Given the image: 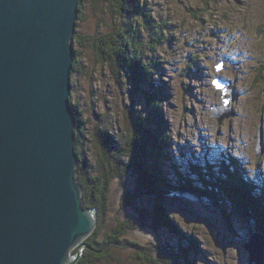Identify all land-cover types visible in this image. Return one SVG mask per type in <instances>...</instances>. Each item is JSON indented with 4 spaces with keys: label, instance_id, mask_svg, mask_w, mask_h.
<instances>
[{
    "label": "trees",
    "instance_id": "obj_1",
    "mask_svg": "<svg viewBox=\"0 0 264 264\" xmlns=\"http://www.w3.org/2000/svg\"><path fill=\"white\" fill-rule=\"evenodd\" d=\"M204 3L202 13H198L195 5H190L186 18L175 17L171 23L165 15L167 4L164 0L80 1L69 100L78 121L75 148L79 156V179L84 185L85 206L95 208L100 221L94 234L86 239L93 250H84L77 264H103L111 248L122 254L131 252L129 249L152 253L147 258L149 262L138 261L142 257L145 260L144 255L138 258L134 256L137 261L130 262L136 264H215L212 260H216L217 264H249L247 254L242 258L238 256L244 240L250 238L253 232L264 234V191L260 192L259 197H254L249 189L251 184L259 181L261 175L244 184L236 176L237 168L243 170L240 164L231 155L229 163L234 165V169L230 171L229 159L223 157L220 165L206 164L208 167L203 169L202 172H215V191L206 190L205 193L200 183L202 180L197 175L198 168L191 167L190 161L176 160L174 148L177 140L174 134L172 136L169 121L173 105L169 65H179L176 55L180 39L177 36L179 32L173 30L172 26L181 32L184 27V35L192 40H184L186 47L202 42L208 35L207 26L193 29L190 24L195 19L202 22V17L208 11L214 17L211 0H204ZM186 57L187 60L191 57L192 64L199 63L195 59L196 54ZM85 60L92 65L90 72L99 70L101 77H105V86L111 87L110 90L116 88L117 92L123 90L125 97L129 96L130 105L126 107L134 131L131 144L127 145L128 137L116 132L110 114L101 104L102 111H99L98 101L92 98L87 108L82 104L80 81L88 76L92 82ZM170 60L175 61L172 64ZM191 67L187 63L186 70L190 71ZM182 73L186 75L185 69ZM95 91L93 89L91 93L95 94ZM147 97L149 104L155 102L150 113L146 112L145 107ZM138 104L144 108H137ZM83 112L96 118L95 123L88 119L85 123ZM147 125L151 127L147 129ZM115 135L119 136L118 139ZM118 151L120 155L109 163L106 155ZM195 161L200 166L202 160ZM122 170L126 172V182H122L126 188L121 211L127 220L125 224L118 223L115 229L111 227L114 233L109 230L110 234L103 242L98 235L102 231L104 218L109 217L110 203L106 191L113 180L112 173L119 179ZM88 186H93V189L90 190ZM209 212L213 215H209ZM194 216L198 219L195 220ZM230 216L235 223H244L242 234L233 227ZM200 225L208 233L207 226L213 225L226 237L223 252H217L205 242ZM213 233H209L211 239ZM111 254L116 259L117 256L113 252Z\"/></svg>",
    "mask_w": 264,
    "mask_h": 264
},
{
    "label": "water",
    "instance_id": "obj_2",
    "mask_svg": "<svg viewBox=\"0 0 264 264\" xmlns=\"http://www.w3.org/2000/svg\"><path fill=\"white\" fill-rule=\"evenodd\" d=\"M80 1L0 0V264H77L93 250L69 100ZM245 250L264 264V235Z\"/></svg>",
    "mask_w": 264,
    "mask_h": 264
},
{
    "label": "rangeland",
    "instance_id": "obj_3",
    "mask_svg": "<svg viewBox=\"0 0 264 264\" xmlns=\"http://www.w3.org/2000/svg\"><path fill=\"white\" fill-rule=\"evenodd\" d=\"M211 2L214 7V17L208 11L202 17L204 19L202 22L200 19H195V22L190 24L193 29L207 26L208 35L204 34L202 42L186 47L184 40L192 42L190 36L184 35V27H182V33L178 28L172 26L173 30L179 32L177 36L180 39L178 55H176V58H179L180 66L169 65V85L172 91L168 86V90L173 95L171 102L173 105L170 106L172 118L169 121L172 124V136L174 134V138L177 140L176 148H174L176 160L178 159V162L180 160L190 161L191 167L198 168L197 175L199 180H202L200 183L206 193V190L215 191L213 185L215 172L212 170L202 172L203 169L212 164L220 165L224 161L223 157L229 159V163L232 155L233 160L239 163L243 169L237 168L236 176L240 177L244 184L250 183L258 175L262 176L256 184H253L256 186L252 184L249 186L253 196L259 197L260 192L264 191V0H211ZM164 3L167 4L165 15L171 23L175 17L177 19L186 18L187 7L190 5H195L198 8V13H202L205 7L204 0H164ZM86 24L87 22L84 23V25ZM84 28L86 29V27ZM212 29L214 31L211 34ZM192 54L197 55L195 59L199 61L198 64H192L191 57L189 60L186 59V56H192ZM85 61L86 71L92 78V82L90 83L88 76L80 81V87L83 89V92L81 91L82 104L84 103V107L87 108L92 98L98 101L99 111H102L101 104L105 112L110 114L116 132L128 137L127 145L131 144V140L134 139V131L129 109L126 107L130 105L129 96L125 97L123 90L120 92H117L116 88L110 90L111 87L105 86V77H101L99 70L90 72L92 65L89 61ZM187 63H190V67L192 65L190 71L186 70ZM184 69L185 76L183 73L181 74ZM218 78L223 80V84L216 81ZM230 84L232 85L230 86ZM187 86L189 88H186ZM93 89L96 90L95 94L91 93ZM227 97L233 101L230 103V110L223 108ZM146 100V112L150 113L152 104L155 105V102L149 104L148 97ZM220 106L222 107L221 112L224 114L214 111V108ZM137 108L142 109L144 106L138 104ZM82 116L85 123L87 119L92 124L96 121V118L87 113L83 112ZM111 125L113 127V124ZM150 127L147 125V129ZM259 135L263 140V142L261 141V150H258ZM118 137L116 136L117 139ZM119 155V151L111 152V155H106V158L111 163ZM194 158L202 160L200 166ZM229 165V170L233 171L234 165L230 163ZM164 167L166 168V164ZM124 170L121 171L119 179L115 173H112L113 180L111 184H108L109 190L106 191V197L110 203L108 205V208L110 207L109 217L104 218L101 223L103 224L102 231L98 235V238L103 242L109 236L108 231L111 227L114 228L118 223L125 224L127 220L121 211V200L126 188L122 185L123 181L126 182ZM127 171L130 172L128 169ZM88 187L90 190L93 189V186ZM233 209L236 211L237 207L234 205ZM230 213L233 215L231 210ZM208 214L213 215L212 212ZM194 219L198 218L194 216ZM229 220L235 229L238 228L241 231V234L244 232L243 222L235 223L232 216ZM99 221L98 216L96 227L99 225ZM195 223L198 222L195 221ZM202 225L199 229L205 236V242L217 249V252H223L226 237L211 225L207 226L209 233L214 232L211 239L207 229L204 230V225ZM114 229L109 232L114 233ZM95 230L87 238L93 235ZM253 233L261 234L260 232ZM249 239L244 240V250ZM91 248L93 249L92 246ZM243 249L238 254L240 258L245 254L248 255ZM129 250L131 252L122 254L111 248V252L117 256L116 259L111 252H108L102 263L136 264L131 263L130 260L137 261L134 256L138 258L139 255H144L146 259L144 260L142 257L138 258V261L149 262L147 258L152 255L145 251ZM233 255L236 256V253L233 252ZM214 262L217 264L216 260H212V263Z\"/></svg>",
    "mask_w": 264,
    "mask_h": 264
},
{
    "label": "bare ground",
    "instance_id": "obj_4",
    "mask_svg": "<svg viewBox=\"0 0 264 264\" xmlns=\"http://www.w3.org/2000/svg\"><path fill=\"white\" fill-rule=\"evenodd\" d=\"M77 23V22H76ZM262 76V75H261ZM232 84H230V86H231ZM202 88V87H201ZM231 117V116H230Z\"/></svg>",
    "mask_w": 264,
    "mask_h": 264
}]
</instances>
